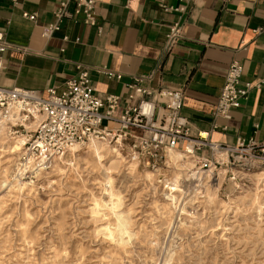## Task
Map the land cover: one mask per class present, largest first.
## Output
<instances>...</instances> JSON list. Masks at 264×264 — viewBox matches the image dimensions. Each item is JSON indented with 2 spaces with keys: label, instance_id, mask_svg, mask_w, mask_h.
I'll use <instances>...</instances> for the list:
<instances>
[{
  "label": "rangeland",
  "instance_id": "1",
  "mask_svg": "<svg viewBox=\"0 0 264 264\" xmlns=\"http://www.w3.org/2000/svg\"><path fill=\"white\" fill-rule=\"evenodd\" d=\"M17 135L0 137V264H264V167L214 170L219 153L186 154L190 169L201 168L202 156L210 161L200 169L199 198L197 179L181 174L170 185L182 173L179 163L150 175L129 149L104 150L99 159L82 148L62 156L47 174L25 179L16 176L20 152L9 149ZM7 174L22 191L4 186ZM110 178L124 197L121 211L133 213L131 237H114L105 225L115 221L93 220L89 211L94 199H110L101 192ZM207 184L216 187L211 200L204 196Z\"/></svg>",
  "mask_w": 264,
  "mask_h": 264
},
{
  "label": "crops",
  "instance_id": "2",
  "mask_svg": "<svg viewBox=\"0 0 264 264\" xmlns=\"http://www.w3.org/2000/svg\"><path fill=\"white\" fill-rule=\"evenodd\" d=\"M59 1L0 0V33L8 46L1 86L60 90L85 69L99 93L121 96L119 114L129 104L125 84L134 76H149L144 86L183 90L182 114L194 134L206 133L212 142L228 145L239 139L264 141V0H164L168 6L184 5L182 12L163 11L159 0H95L100 33L64 20L51 37H43ZM24 12L36 13L35 21L23 17ZM175 22L182 25V38L169 46L166 33ZM233 60L243 66V81L262 83L228 117L214 118ZM99 67L120 78H108L97 72Z\"/></svg>",
  "mask_w": 264,
  "mask_h": 264
},
{
  "label": "built area",
  "instance_id": "3",
  "mask_svg": "<svg viewBox=\"0 0 264 264\" xmlns=\"http://www.w3.org/2000/svg\"><path fill=\"white\" fill-rule=\"evenodd\" d=\"M159 5L165 12H182L185 9L182 4L168 6L164 0H159ZM52 14L53 20L42 29L43 37H51L64 20L96 27L98 33L102 30L97 20L95 0H61ZM22 15L31 21H35L37 16L26 12ZM181 38L182 25L179 22L171 24L166 33L167 44L172 46ZM63 39L68 38L64 36ZM7 48L0 33V74L5 69L3 52ZM96 70L108 78H120V74L106 67ZM242 73V64L237 60L231 61L212 112L214 118L228 117L230 110L239 107L249 91L262 83L243 81ZM148 79L149 76L137 75L125 84L129 104L119 114H116V109L121 96L99 93L85 69H79L75 76L67 79L60 90L50 87L45 93L0 85V116H14L15 122H9L11 128L15 133H22L25 139L17 160L22 178L34 179L47 174L73 145L84 147L92 139L114 144L120 152L129 149L136 166L152 173L172 169L168 155L174 150L188 153L192 158L195 154L208 152L213 157L219 153L221 156L215 160L214 170L217 165L228 164L244 171L264 167V141L239 139L236 144L228 145L212 142L206 133L194 134L188 119L182 114L183 90L144 86ZM109 121L115 122L116 126L109 127ZM31 122H37L34 129L25 125ZM130 128H138L141 132L133 133ZM201 159L204 161L201 168L210 162L203 156ZM214 170L211 180L217 177ZM200 185L202 188L198 194L202 198V183L199 181L195 187Z\"/></svg>",
  "mask_w": 264,
  "mask_h": 264
},
{
  "label": "bare ground",
  "instance_id": "4",
  "mask_svg": "<svg viewBox=\"0 0 264 264\" xmlns=\"http://www.w3.org/2000/svg\"><path fill=\"white\" fill-rule=\"evenodd\" d=\"M16 120V118L12 115L10 116H7V117H1L0 116V137H4V134L7 133V135H10V134H18L17 136L13 137L14 141H13V144H11V146H9V149L11 150V153H19L22 151V143L23 141L25 140L24 139V136L22 133H15L14 130H11V123H14ZM36 123L37 122H31V123H25L26 127H29L30 129H34L35 126H36ZM6 125H8V127H6ZM6 132V133H5ZM16 137H18V139L16 140ZM9 138V137H8ZM12 138V137H11ZM1 140V139H0ZM12 142V141H11ZM4 145V144H3ZM82 148H87L91 153H93L94 155H96L99 159L101 158V155H99L102 151L106 150L108 151L109 153H117V149H116V145H111L109 144L107 141H98V140H95V139H92L90 140L88 143H86V145L84 147H81L80 145L76 144V145H73L70 149H69V152H78L80 151ZM4 149V148H3ZM108 153V154H109ZM20 154V153H19ZM169 161L170 163L171 162H174L175 164H177V167H180V171L182 173H176L174 177H172L170 180V185L174 188L176 186V184L179 183V180H180V177H181V174L187 178V179H197V181H200L201 182V178H202V172L200 171V169H193V168H189L187 165L190 164L189 161H187V159L191 156L188 157V155L184 154V152H181V151H172L169 153ZM132 159H134V157H132ZM118 160V158H117ZM116 160V161H117ZM189 160V159H188ZM194 161V160H193ZM129 162V161H128ZM189 162V163H187ZM121 163V162H120ZM123 163V162H122ZM136 164V163H135ZM192 164V163H191ZM132 165V164H131ZM196 165V164H195ZM194 165V166H195ZM193 166V167H194ZM134 168V167H133ZM200 168V167H199ZM132 169V168H131ZM178 169V170H179ZM12 170V169H11ZM7 171V170H6ZM59 171V170H58ZM5 172V171H4ZM150 172V171H149ZM19 173V175H22L21 171L19 170V166L17 165V168H16V176H18L17 174ZM133 173V172H132ZM152 173V172H151ZM149 173L150 175H153L154 173ZM5 174V173H4ZM147 172H146V176L148 177L149 175ZM261 174H264V173H261ZM260 175V174H259ZM4 177V176H3ZM5 184L4 186L7 184V185H19V186H23L19 183L21 182H13V178L14 176L12 177V174L10 175H6L5 177ZM17 178V177H16ZM19 178V176H18ZM106 178V177H105ZM104 178V179H105ZM144 178V177H143ZM15 179V178H14ZM111 179V178H110ZM20 180V179H19ZM107 180V179H106ZM4 182V181H3ZM206 184H204L205 186ZM217 185V184H216ZM2 186V185H1ZM204 188V187H203ZM213 188H216L214 186H210L208 187V184L207 186L205 187V198L206 200H211L212 197L214 196V191H213ZM169 194V193H167ZM166 194V195H167ZM175 195V194H174ZM166 197V196H165ZM169 197L172 199L173 198V195H169ZM174 199V198H173ZM174 201V200H173ZM172 205V204H171Z\"/></svg>",
  "mask_w": 264,
  "mask_h": 264
},
{
  "label": "clouds",
  "instance_id": "5",
  "mask_svg": "<svg viewBox=\"0 0 264 264\" xmlns=\"http://www.w3.org/2000/svg\"><path fill=\"white\" fill-rule=\"evenodd\" d=\"M113 184L114 181L109 179L101 186L102 196H108L110 199L107 201L103 200L102 197L94 199L93 207L89 211L93 220L99 217L102 221L109 219H113L115 221L114 224L105 225V227H107L109 231L113 233L114 237L116 235L131 237L132 233L130 231V226L133 221L130 219V217L133 215V213L131 211L128 213L121 211L125 203L124 197L115 191ZM13 189L19 192L22 191V186L17 187L14 185ZM106 212L110 213L111 215H106ZM30 219H36V217H30ZM123 242L128 243L127 240Z\"/></svg>",
  "mask_w": 264,
  "mask_h": 264
}]
</instances>
